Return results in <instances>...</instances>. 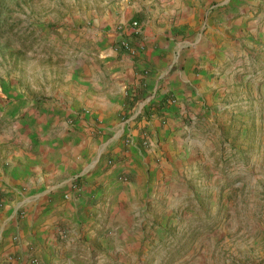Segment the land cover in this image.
Masks as SVG:
<instances>
[{
	"label": "crops",
	"instance_id": "0c3cea01",
	"mask_svg": "<svg viewBox=\"0 0 264 264\" xmlns=\"http://www.w3.org/2000/svg\"><path fill=\"white\" fill-rule=\"evenodd\" d=\"M255 1L109 0L88 37L89 64L84 56L65 79L68 104L7 102V117L23 110L15 128L25 129L0 131V264H66L62 254L86 247L140 243L133 219L165 190L162 176L181 181L214 148L204 129L189 136L184 118L218 102L221 59L234 54Z\"/></svg>",
	"mask_w": 264,
	"mask_h": 264
},
{
	"label": "rangeland",
	"instance_id": "374dc122",
	"mask_svg": "<svg viewBox=\"0 0 264 264\" xmlns=\"http://www.w3.org/2000/svg\"><path fill=\"white\" fill-rule=\"evenodd\" d=\"M108 1L0 0V131H24L15 128L23 110L5 113L20 94L60 96L68 104L73 91L65 79L84 56L89 64L88 37ZM244 16L245 34L221 59L218 102L184 118L185 126L194 122L189 136L204 129L213 137V150H204L200 165L189 164L181 181L162 176L165 190L133 219L132 237L139 233L140 243L125 238L112 250L110 241L86 247L73 258L62 254L66 264H264V0Z\"/></svg>",
	"mask_w": 264,
	"mask_h": 264
},
{
	"label": "built area",
	"instance_id": "2783aa9c",
	"mask_svg": "<svg viewBox=\"0 0 264 264\" xmlns=\"http://www.w3.org/2000/svg\"><path fill=\"white\" fill-rule=\"evenodd\" d=\"M130 28L135 32L137 33L140 29V25L137 21H133L131 22L130 24ZM120 48H122L124 51H126L127 53H130V54H134V50L128 45L127 42H121L120 43Z\"/></svg>",
	"mask_w": 264,
	"mask_h": 264
}]
</instances>
